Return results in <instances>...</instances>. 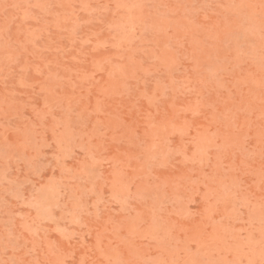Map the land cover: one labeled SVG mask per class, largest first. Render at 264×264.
Listing matches in <instances>:
<instances>
[{
    "label": "rangeland",
    "instance_id": "1",
    "mask_svg": "<svg viewBox=\"0 0 264 264\" xmlns=\"http://www.w3.org/2000/svg\"><path fill=\"white\" fill-rule=\"evenodd\" d=\"M0 264H264V0H0Z\"/></svg>",
    "mask_w": 264,
    "mask_h": 264
}]
</instances>
